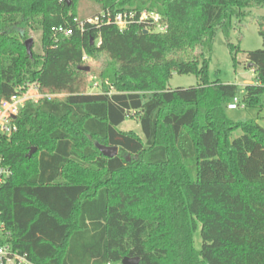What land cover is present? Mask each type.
<instances>
[{
	"label": "trees",
	"instance_id": "16d2710c",
	"mask_svg": "<svg viewBox=\"0 0 264 264\" xmlns=\"http://www.w3.org/2000/svg\"><path fill=\"white\" fill-rule=\"evenodd\" d=\"M77 1L0 0V102L33 83L64 94L27 102L17 131L0 138L12 170L0 188L8 244L32 264H264V127L224 114L236 96L264 108V17L256 19L263 47L247 55L257 82L241 93L207 81L217 31L227 35L264 0H89L98 16L157 13L165 34L103 21L81 31ZM33 24L43 54L30 57ZM59 26L72 34L54 35ZM83 56L99 64L97 94L85 92ZM173 74L200 84L169 90ZM131 113L142 138L118 129ZM96 145L118 154L104 157Z\"/></svg>",
	"mask_w": 264,
	"mask_h": 264
},
{
	"label": "rangeland",
	"instance_id": "374dc122",
	"mask_svg": "<svg viewBox=\"0 0 264 264\" xmlns=\"http://www.w3.org/2000/svg\"><path fill=\"white\" fill-rule=\"evenodd\" d=\"M71 2L69 1L68 7ZM70 12V11H69ZM75 14L74 21L81 22L92 20L99 12L100 8L89 0H78L71 10ZM243 20H232V28L224 35L220 30L215 34L211 51L209 54V63L207 68V81L215 84L235 85L243 93L246 86L254 85L257 77L254 69L248 67L247 55L249 52L261 50L263 47L262 39L258 34L256 19L264 17V7H251L242 11ZM26 40H31V55L41 56L43 54L41 46V29L37 24L31 25L26 29ZM97 43V42H96ZM234 48V51L231 50ZM200 50H196L198 54ZM86 57V56H85ZM99 64L90 57L82 62V66L90 68L86 73L85 92L88 94H97L100 91L99 81L95 79L94 69ZM200 84V79L194 75H177L173 74L167 84L169 90L177 88L189 89L195 88ZM112 92V91H110ZM57 98H62L64 94H58ZM239 100V106L235 110H227L225 107L224 114L227 120L236 123L242 120H255L260 126L264 127V108H251L242 103L241 97L236 96ZM264 105V98L262 99ZM120 131L132 132L142 138V132L138 124L136 113H131L125 121L118 127ZM241 135L240 131H235L232 137ZM195 249H199L201 239L199 230L193 237Z\"/></svg>",
	"mask_w": 264,
	"mask_h": 264
},
{
	"label": "built area",
	"instance_id": "2783aa9c",
	"mask_svg": "<svg viewBox=\"0 0 264 264\" xmlns=\"http://www.w3.org/2000/svg\"><path fill=\"white\" fill-rule=\"evenodd\" d=\"M99 15H96L92 20L85 21V23L97 24L99 21H103L105 24L112 23L120 31L124 30L129 24L136 23L142 27L143 32H152L155 34H165L168 29L166 19L157 13L147 10L141 11L138 15L133 11L117 13L113 17L110 14L104 16L103 13H100ZM82 27L83 22L79 24L78 28L82 31ZM52 32L54 35H62L63 37H69L72 34L70 28H64L62 26L53 27ZM85 60L86 57L83 56L82 61ZM57 97L54 94L41 93L36 83L27 84L19 88L9 99L0 102V138L10 136L17 131L15 120L27 102L37 103L40 100H51ZM238 106L239 100L237 97H234L226 105V109L235 110ZM11 175V168L4 163L0 155V188ZM8 237L9 231L1 218L0 211V264H32L27 260L25 255H20L16 251H13L7 242Z\"/></svg>",
	"mask_w": 264,
	"mask_h": 264
},
{
	"label": "water",
	"instance_id": "95a60500",
	"mask_svg": "<svg viewBox=\"0 0 264 264\" xmlns=\"http://www.w3.org/2000/svg\"><path fill=\"white\" fill-rule=\"evenodd\" d=\"M67 4H69V1L67 2ZM146 33V32H144ZM92 43V40H91ZM31 45H32V41L26 40L24 42V46H25V50L27 52V54L31 57ZM252 67L253 68V64L252 63H248V67ZM79 69L81 71L84 72H89L90 68L87 66H80ZM98 151L107 158H113L116 157L118 154V148L117 147H105V146H101V145H96ZM36 152L35 148H31L28 153H27V158H30L34 153ZM139 263V258H124L121 262V264H138Z\"/></svg>",
	"mask_w": 264,
	"mask_h": 264
}]
</instances>
